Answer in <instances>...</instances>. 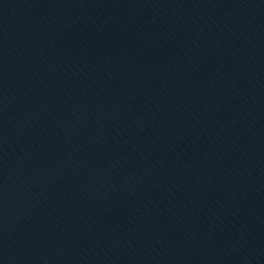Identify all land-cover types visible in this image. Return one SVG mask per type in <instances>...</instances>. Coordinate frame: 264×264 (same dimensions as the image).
I'll use <instances>...</instances> for the list:
<instances>
[{"label":"water","instance_id":"obj_1","mask_svg":"<svg viewBox=\"0 0 264 264\" xmlns=\"http://www.w3.org/2000/svg\"><path fill=\"white\" fill-rule=\"evenodd\" d=\"M0 264H264V0H0Z\"/></svg>","mask_w":264,"mask_h":264}]
</instances>
